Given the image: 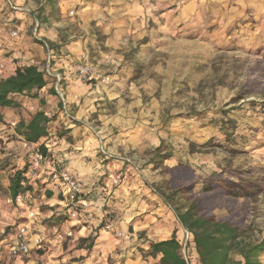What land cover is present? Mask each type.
I'll return each instance as SVG.
<instances>
[{
  "label": "crops",
  "instance_id": "obj_1",
  "mask_svg": "<svg viewBox=\"0 0 264 264\" xmlns=\"http://www.w3.org/2000/svg\"><path fill=\"white\" fill-rule=\"evenodd\" d=\"M22 9L13 11L0 0V79L13 75L16 69L35 64L41 69L51 62L52 76L41 96L50 103V109L57 118L49 123V135L36 145L47 146L48 158L39 167L34 165L35 153L22 145V136L11 124L24 118V107L28 97L14 95L20 102L19 108L0 107V185L7 189L15 172L27 167L25 174L33 188L44 183L52 196L42 194L41 200L33 193L23 194L26 201L23 208L32 209L35 218H20L30 229V236L36 238L43 231L40 228L44 218L57 221L56 232H69L73 237L63 246L57 238L42 234L50 242V250L39 255L34 243L30 254L19 257L11 255L2 264H152L159 261L148 255L152 241L171 238L174 232L180 238L182 227L173 211L151 187L121 152L138 145L133 135L117 132L114 115L105 113L108 99L121 98L125 89L124 78L104 76L101 62L105 52L101 45L111 49L114 62L115 50L131 40L140 26L141 15L145 16L144 0H13ZM40 18V23L38 21ZM144 21V20H142ZM39 28L36 30L35 28ZM18 28L20 36L13 38L10 30ZM36 31V34H35ZM136 36V35H135ZM43 41L52 44L48 50ZM110 58L106 54V58ZM119 58H124L122 55ZM88 64L93 73L92 80L84 79L79 68ZM3 66V68H2ZM125 73V72H124ZM63 78L65 110L59 109V100L49 93L54 76ZM123 81V82H122ZM119 96V97H118ZM92 119L101 121L103 135L92 127ZM107 143L108 150L102 152ZM105 148V147H104ZM172 161V162H171ZM170 164L177 163V158ZM54 166L69 170L84 183L86 205H71L66 196H60L63 188L54 183L49 170ZM35 170H39L38 174ZM31 203V204H29ZM45 204L42 208L39 204ZM76 209V215L72 212ZM110 214V215H108ZM110 224L109 228L105 226ZM60 229V230H59ZM93 233L94 243L89 248L74 246L78 238ZM64 236L65 233H64ZM7 241V240H6ZM5 241V242H6ZM190 250L194 263L200 264L195 247ZM25 257L30 260H26ZM81 260L79 261L78 259ZM264 264V263H263Z\"/></svg>",
  "mask_w": 264,
  "mask_h": 264
},
{
  "label": "rangeland",
  "instance_id": "obj_2",
  "mask_svg": "<svg viewBox=\"0 0 264 264\" xmlns=\"http://www.w3.org/2000/svg\"><path fill=\"white\" fill-rule=\"evenodd\" d=\"M144 3V21L140 20L136 36L116 48L114 62L111 49L101 45L105 52L103 74L111 79L106 83L112 84V77H120L126 86L121 98L108 99L105 113L114 115L118 133L139 139L137 146L121 152L120 157L129 159L147 181L161 182L169 177L168 171L161 174L153 170L149 159L150 151L163 145L195 169L199 181L196 191L214 174L255 185L259 192L240 202H247V219L264 228V0ZM28 101L23 106L25 118L39 110L54 115L45 99L44 104L34 97H28ZM223 119L234 128V138H227L221 129ZM91 125L97 133L104 134L101 121L92 119ZM191 143L196 145L194 153L190 151ZM104 147L108 150L107 143ZM170 161L166 164L173 166ZM46 190L45 184L39 183L33 197L41 200ZM8 198L0 190V264L11 256L5 241L16 236L24 220L17 218L14 211L26 217L32 210L23 208L16 199L9 202ZM23 200L26 201L25 196ZM216 212L225 213L220 209ZM51 219L40 222L43 231L37 232L41 233V244L35 250L39 255L50 250L43 233L62 241L65 248L73 237L70 231L56 232L58 223L50 222ZM179 230L180 239L186 243L187 232ZM60 234L63 238H59ZM89 237L93 233L78 238L74 246L88 248ZM190 260L194 263L193 257Z\"/></svg>",
  "mask_w": 264,
  "mask_h": 264
},
{
  "label": "trees",
  "instance_id": "obj_3",
  "mask_svg": "<svg viewBox=\"0 0 264 264\" xmlns=\"http://www.w3.org/2000/svg\"><path fill=\"white\" fill-rule=\"evenodd\" d=\"M38 21L41 22L39 17ZM48 45L52 48L49 41ZM47 79V73L35 64L18 67L13 75L0 79V107L19 109L20 102L14 99V95L39 98L44 104L41 93L48 85ZM48 91L57 97L61 110L63 103L54 84ZM57 115L56 113L51 117L46 111L39 110L29 119L22 118L17 123L16 132L27 141L37 143L49 135V123ZM228 123L223 119L220 126L227 138L232 139L235 137V130ZM195 146V143L190 144L191 153L195 152ZM38 149L47 159V146L41 143ZM150 153L149 162L153 164V170L161 174L168 171L169 177L161 182H149L145 179L146 184L162 198L173 211L180 226L189 234L186 244L175 232L171 238L152 241L147 254L159 257V261L152 264H191V243L196 249L200 264H263L264 228H258L254 221L247 219V202H240L259 192L255 185L235 182L214 174L204 181L202 189L196 191L199 181L190 164L177 159L175 165L168 166L166 161L177 157L172 151L165 150L163 145L153 148ZM28 166L29 164L15 172L7 189L0 185V190L13 200L27 192L34 193L33 185L25 175ZM46 194L52 196L53 193L46 190ZM219 209L225 213L218 215L216 211ZM87 239L91 240L88 248L92 247L94 237Z\"/></svg>",
  "mask_w": 264,
  "mask_h": 264
},
{
  "label": "built area",
  "instance_id": "obj_4",
  "mask_svg": "<svg viewBox=\"0 0 264 264\" xmlns=\"http://www.w3.org/2000/svg\"><path fill=\"white\" fill-rule=\"evenodd\" d=\"M6 6L9 10L18 11V10H25L28 12L27 9H22L19 5H17L13 0H5ZM0 12H2V7L0 6ZM38 30V28H35ZM36 34V31H35ZM10 36L13 38H18L20 36V32L18 28H13L10 30ZM44 46L51 50V48L48 45V41H43ZM3 68V66H2ZM44 70L48 77L52 76V68H51V62H49L44 68ZM79 73L81 76L86 80H92L93 79V73L91 70V67L88 64H84L79 68ZM54 86L59 94V97L63 103L62 109L65 110V94L62 89V81L63 78L60 74L54 76ZM65 115L67 118H69L71 121H73V118L67 113L65 110ZM12 126L16 127L17 123L14 122L11 124ZM22 145L26 149H32L35 153L34 156V165L36 167H39L43 164V162L46 160L44 155L39 151L38 146L36 143H32L27 141L25 138L22 137ZM102 152L105 153L106 150L104 147H102ZM129 161V159H128ZM49 175L51 180L61 186L63 188V193L70 201L71 205L75 206L76 203H81L82 205H86L85 199L82 198V195L84 193V183L74 177V175L69 171L65 169H60L56 166L51 168L49 170ZM24 195H19L17 197V201L23 203L24 202ZM9 202H12L13 199L11 197L8 198ZM77 211L76 209L72 212V215H76ZM37 215L33 210L30 211L29 217L35 218ZM110 224L106 225L107 228H109ZM30 229L26 224H21L18 227L17 234L14 238H10L6 241V248L10 251V254L14 257H19L23 255H28L31 252V244L34 243L35 245L41 244V238L38 236L36 238H33L30 236ZM188 234V233H187ZM189 236V234H188ZM59 238H63V235H59ZM187 242V240H186ZM186 244V243H185Z\"/></svg>",
  "mask_w": 264,
  "mask_h": 264
}]
</instances>
